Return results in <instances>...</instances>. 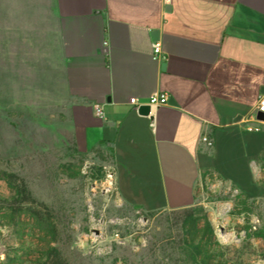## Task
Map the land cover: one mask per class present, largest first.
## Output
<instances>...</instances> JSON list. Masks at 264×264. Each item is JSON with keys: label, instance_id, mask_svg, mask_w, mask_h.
Here are the masks:
<instances>
[{"label": "crops", "instance_id": "0c3cea01", "mask_svg": "<svg viewBox=\"0 0 264 264\" xmlns=\"http://www.w3.org/2000/svg\"><path fill=\"white\" fill-rule=\"evenodd\" d=\"M1 9L0 31L25 47L17 61L62 89L77 149L110 151L125 204L191 208L209 177L260 195L264 131L240 121L264 94V0H2ZM159 94L166 105L129 103Z\"/></svg>", "mask_w": 264, "mask_h": 264}, {"label": "rangeland", "instance_id": "374dc122", "mask_svg": "<svg viewBox=\"0 0 264 264\" xmlns=\"http://www.w3.org/2000/svg\"><path fill=\"white\" fill-rule=\"evenodd\" d=\"M24 52L15 34L0 31V264L15 256L21 262L13 264H38L47 243L60 252L47 264H173L171 248L190 214L125 204L113 187L110 151L77 149L62 89L45 72L25 70L17 61ZM254 174L259 196L209 177L192 207L199 227L210 223L220 262L264 264L263 241L246 237L264 229V157ZM10 209L21 212L20 234L17 219L6 218ZM30 213L50 230L33 228Z\"/></svg>", "mask_w": 264, "mask_h": 264}, {"label": "trees", "instance_id": "16d2710c", "mask_svg": "<svg viewBox=\"0 0 264 264\" xmlns=\"http://www.w3.org/2000/svg\"><path fill=\"white\" fill-rule=\"evenodd\" d=\"M5 178V174L0 171V179ZM254 196H246V198H252ZM11 210V209H10ZM20 210V208H19ZM22 211V210H21ZM195 208L184 209L183 212L189 213V217L186 222L183 223V234L181 238L175 242V245L171 248L173 255V264H227V262H220L217 260L215 253H217L216 248L220 247L215 240L214 233L210 223L205 219L203 227H199L198 223L201 217H194ZM21 212L18 209H12L11 213L6 214V218L16 221V227L18 233L23 232V227L18 221V216ZM152 213V212H148ZM5 214V213H4ZM29 216L33 219V228H37L40 231L50 230V226L46 222L39 220L35 217V214L30 213ZM247 238L261 239L264 243V229L260 228L252 232L246 233ZM46 248L39 252V259L36 263L47 264L51 261L60 260V252L56 247L50 246L49 243ZM22 246L20 249H23ZM264 259V254H263ZM12 264L16 262H21L19 257H14L9 260ZM44 261V262H42ZM10 263V264H11Z\"/></svg>", "mask_w": 264, "mask_h": 264}, {"label": "built area", "instance_id": "2783aa9c", "mask_svg": "<svg viewBox=\"0 0 264 264\" xmlns=\"http://www.w3.org/2000/svg\"><path fill=\"white\" fill-rule=\"evenodd\" d=\"M153 58L156 60H163L164 54L161 50V44L159 42H155L153 45ZM168 102V97L165 94H159L157 96H152L147 99L146 103L140 102L136 98H132L129 100V103L134 106H139L141 104L148 105H166ZM262 113L263 119H257V114ZM240 123L243 126V130L248 133H259L264 131V94H262L256 104L254 105L252 111L247 114ZM202 142H204L207 146H211L212 143L206 138L202 137Z\"/></svg>", "mask_w": 264, "mask_h": 264}, {"label": "water", "instance_id": "95a60500", "mask_svg": "<svg viewBox=\"0 0 264 264\" xmlns=\"http://www.w3.org/2000/svg\"><path fill=\"white\" fill-rule=\"evenodd\" d=\"M156 34V33H155ZM257 119L262 120L263 119V114L262 113H258L257 114Z\"/></svg>", "mask_w": 264, "mask_h": 264}]
</instances>
